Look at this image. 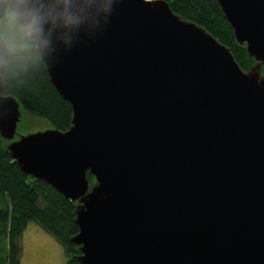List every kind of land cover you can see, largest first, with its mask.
Wrapping results in <instances>:
<instances>
[{
  "label": "water",
  "instance_id": "1",
  "mask_svg": "<svg viewBox=\"0 0 264 264\" xmlns=\"http://www.w3.org/2000/svg\"><path fill=\"white\" fill-rule=\"evenodd\" d=\"M214 1L248 70L165 0H68L79 23L46 44L26 11L58 0H0L72 113L58 131L3 93L21 50L0 34V141L74 206L80 264H264V0ZM24 113L47 126L19 133Z\"/></svg>",
  "mask_w": 264,
  "mask_h": 264
},
{
  "label": "trees",
  "instance_id": "2",
  "mask_svg": "<svg viewBox=\"0 0 264 264\" xmlns=\"http://www.w3.org/2000/svg\"><path fill=\"white\" fill-rule=\"evenodd\" d=\"M174 13L206 29L228 47L242 70L252 65L245 50L236 46L232 31L214 0H165ZM23 49L4 67L3 93L12 95L34 117L45 119L58 131L71 125V107L51 85L45 66L27 36ZM90 182L91 174L87 173ZM0 243H6L0 264H20L21 237L29 223H35L61 244L66 264H80L79 252L69 238L77 233L74 206L43 181L22 174L0 141Z\"/></svg>",
  "mask_w": 264,
  "mask_h": 264
},
{
  "label": "rangeland",
  "instance_id": "3",
  "mask_svg": "<svg viewBox=\"0 0 264 264\" xmlns=\"http://www.w3.org/2000/svg\"><path fill=\"white\" fill-rule=\"evenodd\" d=\"M16 21L12 15H8V22L4 25L0 24V34L3 38L12 44L14 51H20L21 48L18 45V40L12 38L11 34L14 35V30L19 34L21 30L15 28ZM23 30V29H22ZM25 34V30H23ZM18 36V35H17ZM14 45V46H13ZM28 114H22L20 124L18 126L19 133L30 132L34 128L39 126H47L46 123H42L41 119L34 118ZM2 201H0L1 206ZM22 244V255L20 264H66L67 258L64 255L63 248L51 235L43 231L35 223H29L24 229L21 237ZM6 243H0V255L5 256Z\"/></svg>",
  "mask_w": 264,
  "mask_h": 264
},
{
  "label": "clouds",
  "instance_id": "4",
  "mask_svg": "<svg viewBox=\"0 0 264 264\" xmlns=\"http://www.w3.org/2000/svg\"><path fill=\"white\" fill-rule=\"evenodd\" d=\"M58 3L63 5L59 11H56L54 8L45 9L42 4L39 7L29 8L26 11L29 20L27 24L29 33H35L44 44L47 43V40L43 39L45 23L56 26L59 21L65 27L74 26L79 23V18L68 7V0H58Z\"/></svg>",
  "mask_w": 264,
  "mask_h": 264
}]
</instances>
